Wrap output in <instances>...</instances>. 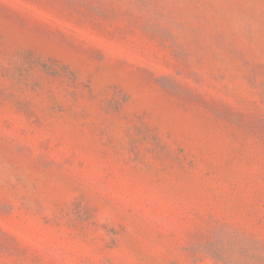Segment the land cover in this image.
<instances>
[{"label":"rangeland","instance_id":"1","mask_svg":"<svg viewBox=\"0 0 264 264\" xmlns=\"http://www.w3.org/2000/svg\"><path fill=\"white\" fill-rule=\"evenodd\" d=\"M0 264H264V0H0Z\"/></svg>","mask_w":264,"mask_h":264}]
</instances>
